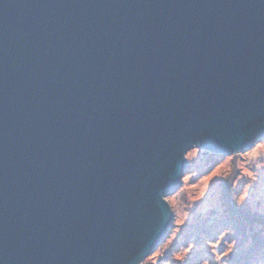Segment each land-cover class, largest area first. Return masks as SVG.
<instances>
[{"label":"water","instance_id":"water-1","mask_svg":"<svg viewBox=\"0 0 264 264\" xmlns=\"http://www.w3.org/2000/svg\"><path fill=\"white\" fill-rule=\"evenodd\" d=\"M262 139L264 0H0V264H141Z\"/></svg>","mask_w":264,"mask_h":264},{"label":"rangeland","instance_id":"rangeland-1","mask_svg":"<svg viewBox=\"0 0 264 264\" xmlns=\"http://www.w3.org/2000/svg\"><path fill=\"white\" fill-rule=\"evenodd\" d=\"M186 158L180 187L165 198L174 214L171 229L141 264H248L244 255L253 243L243 240L241 225L227 218L244 207L264 221V139L244 153L220 155L194 148ZM227 187L234 203L229 206L224 204Z\"/></svg>","mask_w":264,"mask_h":264},{"label":"trees","instance_id":"trees-1","mask_svg":"<svg viewBox=\"0 0 264 264\" xmlns=\"http://www.w3.org/2000/svg\"><path fill=\"white\" fill-rule=\"evenodd\" d=\"M229 187L225 188V192H224L225 193V195H224L225 206H229V203H233L232 198H231V189ZM230 208L232 209L231 206H230ZM239 211L241 212L240 214L236 213V212H235L236 215L231 213L230 217L227 219H229L230 224H232L233 222L236 221V223L238 225H241V230L243 232V235L241 234V236H244V235L246 236V238L243 240H245L247 243H250V241L253 243L252 249L248 250L247 253L244 255V257L249 260L248 264H250L252 261L262 262V261H264V258L260 257L259 254L261 255V252H263L262 246L264 245V235L262 236V232L264 234V227H260L259 225L264 224V221L259 220L262 218L256 216V214L251 215L249 212H246L244 207L239 208ZM254 216H255V218H253ZM254 219H256V220H254ZM255 227H258V228L255 229ZM258 229H260V232H258ZM254 247H256L255 250L258 253L254 252Z\"/></svg>","mask_w":264,"mask_h":264}]
</instances>
